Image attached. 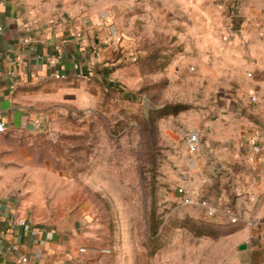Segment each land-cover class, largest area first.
<instances>
[{"label":"crops","instance_id":"0c3cea01","mask_svg":"<svg viewBox=\"0 0 264 264\" xmlns=\"http://www.w3.org/2000/svg\"><path fill=\"white\" fill-rule=\"evenodd\" d=\"M130 5L147 17H186V96L198 103L186 128L202 142L190 157L184 140L179 186L201 187L213 205L233 208L236 263L264 264V0H0V264L23 255L27 264H78L63 227L42 226L23 200L16 176L29 166L16 162L13 138L97 106L105 80L125 71L130 46L116 17H127Z\"/></svg>","mask_w":264,"mask_h":264},{"label":"rangeland","instance_id":"374dc122","mask_svg":"<svg viewBox=\"0 0 264 264\" xmlns=\"http://www.w3.org/2000/svg\"><path fill=\"white\" fill-rule=\"evenodd\" d=\"M127 10L116 17L125 71L105 80L97 106L13 138L16 162L29 166L16 176L23 200L42 226L63 227L78 264H238L235 224L177 201L186 112L198 106L186 96V17Z\"/></svg>","mask_w":264,"mask_h":264},{"label":"built area","instance_id":"2783aa9c","mask_svg":"<svg viewBox=\"0 0 264 264\" xmlns=\"http://www.w3.org/2000/svg\"><path fill=\"white\" fill-rule=\"evenodd\" d=\"M3 33V28L0 27V34ZM78 77H85L84 73H79ZM56 78H61V76H57ZM256 101V98L253 99ZM4 132V125L0 123V133ZM185 142L187 145V151L190 157L196 156L199 153L201 148V135L198 131L192 130L186 133ZM251 145L253 147V152L255 154L260 153L261 146L258 142L257 137H253L251 139ZM177 201L180 206L183 207H193L199 208L202 210L204 216L209 219H217L220 221H228V223L236 224L240 221V217L235 213V210L231 207L221 208L220 206L213 205L210 200L204 195V191L201 187L187 189L186 186H179L176 191ZM16 225H26V221L14 220ZM10 251H13L14 248L10 247ZM28 258L26 256H20L17 258L16 264H27Z\"/></svg>","mask_w":264,"mask_h":264},{"label":"water","instance_id":"95a60500","mask_svg":"<svg viewBox=\"0 0 264 264\" xmlns=\"http://www.w3.org/2000/svg\"><path fill=\"white\" fill-rule=\"evenodd\" d=\"M242 22V18L241 17H235L232 19V24L233 26H235V28L233 29V31H237L240 27V23ZM246 249V246L245 245H242L240 247V250H244Z\"/></svg>","mask_w":264,"mask_h":264},{"label":"trees","instance_id":"16d2710c","mask_svg":"<svg viewBox=\"0 0 264 264\" xmlns=\"http://www.w3.org/2000/svg\"><path fill=\"white\" fill-rule=\"evenodd\" d=\"M234 231H235V230H234ZM234 231H233V232H234Z\"/></svg>","mask_w":264,"mask_h":264}]
</instances>
